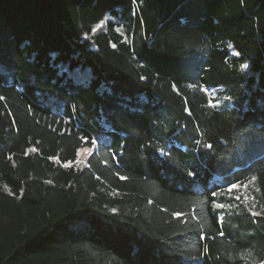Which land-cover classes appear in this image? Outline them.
Wrapping results in <instances>:
<instances>
[{"label":"trees","instance_id":"obj_1","mask_svg":"<svg viewBox=\"0 0 264 264\" xmlns=\"http://www.w3.org/2000/svg\"><path fill=\"white\" fill-rule=\"evenodd\" d=\"M249 208L264 0H0V264H264Z\"/></svg>","mask_w":264,"mask_h":264},{"label":"snow or ice","instance_id":"obj_2","mask_svg":"<svg viewBox=\"0 0 264 264\" xmlns=\"http://www.w3.org/2000/svg\"><path fill=\"white\" fill-rule=\"evenodd\" d=\"M133 14H135V13H133ZM234 55L239 56L240 53L239 52H236V53H234ZM242 67L244 69H247L249 67V65L248 64H243ZM209 105L210 106H215V105L212 104V101H209ZM92 143H93V145H96L97 144V141L94 140V141H92ZM205 146L209 150H213V148H214V146H213L212 143H207ZM161 153L164 154V155H168L169 154V153H164L163 150H161ZM113 159H116V156L115 155H113ZM65 166L67 167V165H65ZM187 174L194 177L196 175V172L193 170V171H190ZM256 179H257L256 176H252L251 177V182H255ZM246 187H247V185H244V184L232 183V184H230V186L222 187L221 188V192L213 191L211 193V196L212 197H220L221 196V193H223L226 197L230 198L231 200L240 201L241 200V196L238 194V191H239L240 188H246ZM227 207H229V205L226 204V203H224V202H216V203H214V208L216 210H224ZM249 212L251 213V215L253 217L260 218V222L261 223H264V214H262L261 212H253L251 210V208H249ZM173 216L174 217H180V216H182V213H180V212H174L173 213ZM217 223L220 224V225H222L223 224V217H220L218 219ZM217 235L223 237L225 235V233L221 229V230L218 231ZM200 239H207V237H203L202 236V237H200Z\"/></svg>","mask_w":264,"mask_h":264},{"label":"rangeland","instance_id":"obj_3","mask_svg":"<svg viewBox=\"0 0 264 264\" xmlns=\"http://www.w3.org/2000/svg\"><path fill=\"white\" fill-rule=\"evenodd\" d=\"M102 28H103V26L101 25V26H99V28L97 30H100ZM89 152L90 151H87V150L86 151H81L79 163H84L86 161V158H87Z\"/></svg>","mask_w":264,"mask_h":264}]
</instances>
